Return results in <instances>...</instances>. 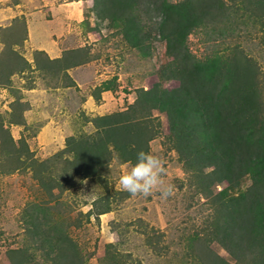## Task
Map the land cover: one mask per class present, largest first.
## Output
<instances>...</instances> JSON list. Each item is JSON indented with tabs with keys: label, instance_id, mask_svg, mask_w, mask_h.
I'll return each mask as SVG.
<instances>
[{
	"label": "rangeland",
	"instance_id": "374dc122",
	"mask_svg": "<svg viewBox=\"0 0 264 264\" xmlns=\"http://www.w3.org/2000/svg\"><path fill=\"white\" fill-rule=\"evenodd\" d=\"M49 1L0 0V125L15 139L25 138L39 160L62 150L69 136L94 135L96 117L126 110L135 102L139 88L179 85L180 59L169 52L151 20H146L152 33L150 54L145 55L126 42L118 25L91 11L93 0L82 20H68L64 10L41 6ZM70 1L58 0V7ZM225 2L232 15L194 29L187 38L188 48L197 60L242 49L259 68L264 97L263 21L240 0ZM28 13L42 15L45 27H60L59 57L37 48L43 38L30 32ZM79 57L88 61L66 68ZM155 116L160 126L150 149L166 162V180L174 185L168 199L159 193L133 198L121 191L119 177L132 162L116 155L100 175L73 174L71 184L55 189L56 198H51L31 168L11 171L2 164L0 141V264L17 263L22 251L32 258L27 264H43L42 252L25 234L23 212L32 202H45L68 227L85 264H110V252L128 264L187 260L188 236L206 227L212 208L189 180L173 147L167 117L159 112ZM251 183L246 179L244 185ZM93 192L95 199L83 196ZM213 248L236 262L234 254L219 243H213Z\"/></svg>",
	"mask_w": 264,
	"mask_h": 264
},
{
	"label": "trees",
	"instance_id": "16d2710c",
	"mask_svg": "<svg viewBox=\"0 0 264 264\" xmlns=\"http://www.w3.org/2000/svg\"><path fill=\"white\" fill-rule=\"evenodd\" d=\"M93 1L91 11L118 25L126 42L145 55L150 54L152 33L146 20H151L169 52L180 59L179 85L139 88L126 110L96 117L94 135L67 137L65 147L45 160L35 157L25 138L15 139L0 125L2 164L11 171L31 168L40 186L56 198L54 190L71 184L73 174L100 175L115 155L135 163L137 152H148L159 132L155 113H163L189 180L212 208L206 227L188 236L190 257L174 264H264V97L259 68L239 48L197 60L187 45L194 29L229 18L231 6L225 0ZM240 1L264 28V0ZM87 61L79 57L66 68ZM246 179L251 185H244ZM23 220L43 264H85L79 244L45 202L28 204ZM215 242L234 254L236 262L220 255ZM21 253L15 264L32 260L26 251ZM108 258L110 264H128L113 252Z\"/></svg>",
	"mask_w": 264,
	"mask_h": 264
},
{
	"label": "clouds",
	"instance_id": "9594fccd",
	"mask_svg": "<svg viewBox=\"0 0 264 264\" xmlns=\"http://www.w3.org/2000/svg\"><path fill=\"white\" fill-rule=\"evenodd\" d=\"M166 162L162 156L153 150L137 152L136 162L129 163L125 172L119 177L120 190L127 192L129 196L147 198L159 193L162 199H168L174 194V185L166 180ZM87 184V180L83 181ZM85 198L95 199V193L83 195Z\"/></svg>",
	"mask_w": 264,
	"mask_h": 264
},
{
	"label": "crops",
	"instance_id": "0c3cea01",
	"mask_svg": "<svg viewBox=\"0 0 264 264\" xmlns=\"http://www.w3.org/2000/svg\"><path fill=\"white\" fill-rule=\"evenodd\" d=\"M92 0H73L70 2H67V5H63L62 7H58V0H51L49 2H46L45 4L41 3V6L44 7V5H50L49 7L53 10H57V12L60 11V9L64 10V16L68 20H82L84 13L87 9H89L92 6ZM38 11H40L38 9ZM28 16V26L31 30L35 32L40 33V36L43 38L42 42L37 45V48L39 50H44L46 53L50 54L52 58H56L60 56V47H59V38L61 36L59 32L58 26L54 24V27L51 26V28H48L50 26H46L41 23L42 21V15H39V13L36 14H27ZM33 21V22H32ZM60 21L57 20V23ZM56 26V27H55ZM38 29H41L38 31ZM44 31V32H43Z\"/></svg>",
	"mask_w": 264,
	"mask_h": 264
}]
</instances>
